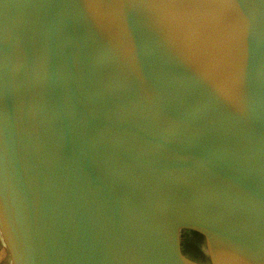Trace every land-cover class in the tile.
I'll return each instance as SVG.
<instances>
[{"label":"water","instance_id":"95a60500","mask_svg":"<svg viewBox=\"0 0 264 264\" xmlns=\"http://www.w3.org/2000/svg\"><path fill=\"white\" fill-rule=\"evenodd\" d=\"M185 231L264 264V0H0L15 263L200 264Z\"/></svg>","mask_w":264,"mask_h":264},{"label":"flooded vegetation","instance_id":"af4514ba","mask_svg":"<svg viewBox=\"0 0 264 264\" xmlns=\"http://www.w3.org/2000/svg\"><path fill=\"white\" fill-rule=\"evenodd\" d=\"M201 238H199L198 236L194 235V232H190L189 233L187 231H185V235H184V239H183V243L181 244L182 246V252L184 254L185 257L191 259V261L200 263V264H208L205 261V257L203 259H200V252H201V248L203 246V244L201 245V243L203 242L202 240H200ZM202 241V242H201ZM230 261H232L231 256H228V260H227V264L230 263ZM205 262V263H204Z\"/></svg>","mask_w":264,"mask_h":264},{"label":"rangeland","instance_id":"374dc122","mask_svg":"<svg viewBox=\"0 0 264 264\" xmlns=\"http://www.w3.org/2000/svg\"><path fill=\"white\" fill-rule=\"evenodd\" d=\"M200 259H203L205 256L203 255L202 251L200 252ZM0 264H16L11 252L8 248V246L6 245L1 232H0ZM229 264H232L231 261Z\"/></svg>","mask_w":264,"mask_h":264},{"label":"bare ground","instance_id":"6f19581e","mask_svg":"<svg viewBox=\"0 0 264 264\" xmlns=\"http://www.w3.org/2000/svg\"><path fill=\"white\" fill-rule=\"evenodd\" d=\"M231 263H232V261H231Z\"/></svg>","mask_w":264,"mask_h":264}]
</instances>
